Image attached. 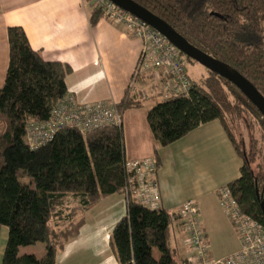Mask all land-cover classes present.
Listing matches in <instances>:
<instances>
[{"label": "trees", "instance_id": "obj_1", "mask_svg": "<svg viewBox=\"0 0 264 264\" xmlns=\"http://www.w3.org/2000/svg\"><path fill=\"white\" fill-rule=\"evenodd\" d=\"M133 1L196 48L234 68L264 96V0ZM101 15L93 8L91 25ZM7 40L8 66L0 87V227H7V238L0 264H55L57 253L82 226L77 210L89 209L100 198L123 192L122 128L104 126L82 134L63 127L47 143L30 148L25 138L27 125L48 120L52 107L67 91L64 79L71 68L42 59L20 26L7 28ZM179 53L186 63H197ZM205 70L198 81L186 71L192 84L187 94L160 97L147 109L155 149L180 139L200 124L218 120L242 161L239 176L227 187L241 211L264 226L259 206L264 166L254 173L252 161L235 143L226 119L227 114L237 116L243 106L264 133V117L234 84ZM140 104L138 95L126 94L116 105L122 113ZM154 159L158 168L157 156ZM26 177L31 185L21 186L19 179ZM70 195L78 198V206L66 211L64 201ZM175 217L164 209L126 201L125 214L110 233L118 264H189L187 259L177 262L172 256L169 223ZM36 243L44 245L43 256L18 254L20 247ZM153 248L158 250V258L152 255Z\"/></svg>", "mask_w": 264, "mask_h": 264}, {"label": "crops", "instance_id": "obj_2", "mask_svg": "<svg viewBox=\"0 0 264 264\" xmlns=\"http://www.w3.org/2000/svg\"><path fill=\"white\" fill-rule=\"evenodd\" d=\"M92 9L87 0H0V87L8 66L7 28L20 26L30 47L42 59L65 63L71 68L64 81L66 92L77 102L118 104L126 94L138 95L140 106L122 112L125 159L157 156L159 160L156 182L160 209L176 216L169 223L174 260L180 262L190 256L185 243L186 230L178 212L189 199L195 200L199 207L210 256L219 258L234 252L239 247L238 236L219 207L216 192L239 176L242 161L221 123L212 120L200 124L180 139L155 149L146 111L155 99H160L158 87L165 75L149 72L133 78L141 41L103 15L91 25ZM132 80L134 86L130 89ZM78 201L77 197L68 196L65 210L77 207ZM125 211L123 193L102 197L89 209L79 208L76 217L83 218L82 226L57 253L55 264H118L110 246V233ZM0 229L1 263L7 227ZM37 244L20 247L18 254L29 250L33 254L31 251L36 248L38 252L34 255L43 256L44 245L36 247ZM152 255L158 258L156 248Z\"/></svg>", "mask_w": 264, "mask_h": 264}, {"label": "built area", "instance_id": "obj_3", "mask_svg": "<svg viewBox=\"0 0 264 264\" xmlns=\"http://www.w3.org/2000/svg\"><path fill=\"white\" fill-rule=\"evenodd\" d=\"M89 5L101 11L103 17L132 33L141 41V50L133 78L161 73V98L185 95L191 88L184 58L178 49L162 34L125 11L110 0H87ZM133 82V80H132ZM130 84L134 86V82ZM134 89V90H133ZM136 91V88H132ZM145 96V95H142ZM122 114L114 103H79L68 93L52 107L46 121H32L26 127V142L30 148L47 143L54 133L63 127L78 129L82 134L104 126L120 127ZM126 183L123 195L126 201L136 202L148 209L160 208V193L156 182V163L153 157L125 159ZM217 202L232 224L239 241L234 252L219 258L210 256L205 232L201 226V214L195 200L185 201L179 215L186 230V246L190 251L189 264H264V226L239 208L229 188L217 191Z\"/></svg>", "mask_w": 264, "mask_h": 264}, {"label": "water", "instance_id": "obj_4", "mask_svg": "<svg viewBox=\"0 0 264 264\" xmlns=\"http://www.w3.org/2000/svg\"><path fill=\"white\" fill-rule=\"evenodd\" d=\"M110 1L154 28L184 55L196 61L204 68L219 74L221 77L234 84L241 91V93L253 103V105L264 117V96H262V94H260L254 85L238 71L228 64L208 55L207 53L190 44L165 21L144 7L138 5L133 0ZM259 206L264 216V189L259 198Z\"/></svg>", "mask_w": 264, "mask_h": 264}, {"label": "rangeland", "instance_id": "obj_5", "mask_svg": "<svg viewBox=\"0 0 264 264\" xmlns=\"http://www.w3.org/2000/svg\"><path fill=\"white\" fill-rule=\"evenodd\" d=\"M185 70L187 71L188 75L191 76L192 78H194L196 81H198L202 77H204L203 75H205L204 73L206 71L202 65H200L199 63H195V62L186 63ZM162 76H164V75H162ZM158 89H159L158 90L159 95H161V93H162L161 86L158 87ZM229 100L232 103L235 102L234 97L231 94H229ZM148 103H149V101H146V104H148ZM240 108H241L240 112H238L239 114H237V116L227 114V117H226L227 123H228V125L232 131V135L234 137L235 143L238 145L241 152L248 159H250L252 161L250 163V165H251L250 167L252 168L254 173L257 174L260 171V169L264 166V133H263V129H262V126H260L258 124V122L256 121L254 116H252L250 113L245 111V108H243V106ZM28 181H29L28 177L23 178V179H19V183L21 186L28 187L29 185H31ZM259 188L261 189L262 186H260ZM216 197H217V192H216ZM181 207H180V209H181ZM180 209L178 212H180ZM182 223H183V220H182ZM183 225H184V223H183ZM201 226H202V222H201ZM1 236H2V234H1V229H0V237ZM205 236H206V234H205ZM2 242H3V240L0 239V244ZM40 246H41V244L38 243L36 247H40ZM29 249H33V248H29ZM35 249H33L34 251H31L32 253L34 252L33 255L37 254L35 252H38ZM26 254H31L30 250ZM20 255H22V254H20Z\"/></svg>", "mask_w": 264, "mask_h": 264}]
</instances>
